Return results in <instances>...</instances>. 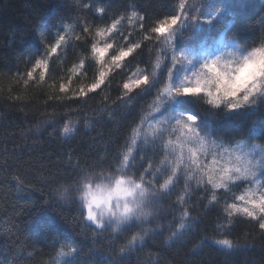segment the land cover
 I'll return each mask as SVG.
<instances>
[{
  "label": "trees",
  "instance_id": "16d2710c",
  "mask_svg": "<svg viewBox=\"0 0 264 264\" xmlns=\"http://www.w3.org/2000/svg\"><path fill=\"white\" fill-rule=\"evenodd\" d=\"M180 4L181 0H0V264H43L67 245L76 252L66 264H264V230L258 221L237 217L228 234L241 243L228 250L209 239L217 234L222 209L205 207L199 193L192 197L187 227L171 243L164 240L179 222V206L172 203L174 195H167L160 199L153 222L159 230L124 253L119 248L133 229L115 238L108 232L93 236L79 205L62 204L53 195L56 185L73 181L82 167L111 165L137 112L170 71L166 60L157 70V82L142 95L132 93L130 102L118 99L123 83L138 69L154 67L155 55L163 51L154 39L161 34L152 31L158 22L179 16L174 27L186 23L177 34L176 52L209 44L221 33H235L247 45L264 39V0H205L194 25L188 22L193 13ZM133 11L143 19L129 23ZM120 16L126 19L108 38L113 48L106 59L119 47L137 42L141 46L100 88L87 91L99 69L91 55L95 30ZM59 35H65V42L52 53ZM81 59L84 64L79 67ZM38 61H46L47 69L36 67ZM82 88L86 95L80 94ZM174 109L199 116L203 128L226 139L245 133L253 119L264 118V110L210 113L194 97L184 98ZM67 124L74 130L64 135Z\"/></svg>",
  "mask_w": 264,
  "mask_h": 264
},
{
  "label": "clouds",
  "instance_id": "9594fccd",
  "mask_svg": "<svg viewBox=\"0 0 264 264\" xmlns=\"http://www.w3.org/2000/svg\"><path fill=\"white\" fill-rule=\"evenodd\" d=\"M204 2L181 0L186 12L193 13L188 22L194 25L199 21ZM185 25L154 36L163 51L155 55L154 67L138 69L136 74L148 75L149 88L157 82V70L166 60H170L172 70L159 80L150 101L137 112L111 165L82 167L73 181L61 182L53 189L60 203L79 205L85 221L94 229L93 236L108 232L115 238L134 222L136 226L119 248L120 253L134 249L159 230L160 225L153 222L164 192L174 195L172 203L179 206V222L165 237V244L187 227L192 197L197 193L205 207L222 209L223 219L215 225L217 234L209 239L228 250L241 243L228 234L235 219H252L244 209L255 212L256 221L264 220V118L253 119L245 133L226 139L203 128L199 116L172 107L183 97H194L210 113L221 109L224 113L264 110V39L247 45L235 33H221L214 54L198 56L191 49L176 52L177 34ZM144 92L142 89L137 94ZM67 125L72 132L74 125ZM137 127L140 136L133 143L132 133ZM165 183L166 188L162 187ZM126 208L132 209L127 215ZM182 221L184 227H180ZM225 240L231 243H223ZM75 252L67 246L59 248L43 264H66Z\"/></svg>",
  "mask_w": 264,
  "mask_h": 264
},
{
  "label": "snow or ice",
  "instance_id": "6c2138e0",
  "mask_svg": "<svg viewBox=\"0 0 264 264\" xmlns=\"http://www.w3.org/2000/svg\"><path fill=\"white\" fill-rule=\"evenodd\" d=\"M87 7V5H85ZM95 8V6L93 5ZM180 8H184V4H180ZM100 13H104L105 9L104 8H98L96 9ZM138 19L142 20V17L138 16V13L133 11L131 12V17L128 18V22L131 23L132 19ZM125 16H120L117 19H114L111 25L106 26V27H97L94 33V39L95 42L91 44V55L95 58L96 62L99 64V69H98V75L96 78H94L93 82L87 87V91H93L95 89L100 88L106 81V79L109 76V73L112 72L115 68H120L122 64L124 63V60L126 57L130 56L136 49L140 48V43H132L130 46L126 47H119L115 54L111 55L109 59H106V57L109 54V51L113 48V44L108 42V38L110 35L117 30L118 25L121 24L123 20H125ZM180 20L179 16H172L170 19H166L164 21L158 22V25L152 29L154 33H160L161 35L166 34L170 32L173 29V26L178 23ZM167 25V27H165ZM142 26V25H141ZM69 30H72V25L67 26ZM89 35H92V32H88ZM65 35H59L58 39L56 40V43L54 46L50 47V51L52 53H56L60 46L65 42ZM103 42V43H102ZM84 64V60H80V64L78 65L79 67H82ZM36 67H42L44 69H47V62L46 61H38L36 64ZM35 71V68L33 69ZM29 76H31V73H29ZM41 78H43V73H41ZM148 84H149V77L147 74L140 75L138 76L137 74H133L132 77H129L126 82L123 83L122 88H123V94L122 97H119L122 102H126L124 98H127V102L131 101V94L132 93H138V90L141 91L142 89L146 91L148 89ZM62 88L64 87L63 85L61 86ZM81 95H86L87 92L85 89L80 90ZM65 133H70L71 129L68 127V125H65L64 128ZM133 143H135L136 138L140 136V128L137 127L133 129ZM162 187H167V183L162 185ZM171 189H169V192ZM169 193L164 192L163 195L160 197V199L163 196H167ZM233 209H236L238 206L231 205ZM132 211L131 208H126L125 209V214L127 215ZM248 213L250 217H252L253 220L256 221V216L257 214L255 212H252L249 209H244ZM184 215H187V212L185 210ZM231 215V213H230ZM135 223H130L127 228L129 230L135 228ZM180 227H184V222L182 221ZM258 227L261 230H264V220H259L258 221ZM133 240H135V237H133ZM223 243L230 244V241H223ZM65 246H62L63 248ZM67 247L71 251H76V249H72L71 245H67Z\"/></svg>",
  "mask_w": 264,
  "mask_h": 264
},
{
  "label": "rangeland",
  "instance_id": "374dc122",
  "mask_svg": "<svg viewBox=\"0 0 264 264\" xmlns=\"http://www.w3.org/2000/svg\"><path fill=\"white\" fill-rule=\"evenodd\" d=\"M174 26H173V29L175 28ZM165 27H167V25H165ZM217 38L215 40H213L209 44H202L200 47L194 48V49H191V50H193L198 56H200V55L214 54L215 51H217V49L219 47V44L217 43ZM178 52H180V51H178ZM171 70L172 69L170 68V71ZM179 75H180L179 70H177L176 73H175V76L178 78ZM184 98H186V97L181 98L179 102H181ZM174 106H172V107H173V110L175 111Z\"/></svg>",
  "mask_w": 264,
  "mask_h": 264
}]
</instances>
